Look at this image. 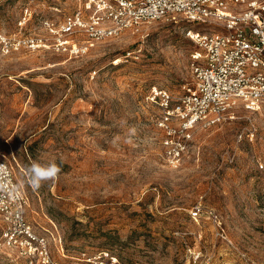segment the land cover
<instances>
[{
  "label": "rangeland",
  "instance_id": "rangeland-1",
  "mask_svg": "<svg viewBox=\"0 0 264 264\" xmlns=\"http://www.w3.org/2000/svg\"><path fill=\"white\" fill-rule=\"evenodd\" d=\"M77 6L0 0V159L13 167L26 218L48 236L52 256L69 262L109 250L123 263L264 264V104L196 129L170 164L150 93H178L190 81V26L150 22L80 56L18 43L47 37L42 21ZM32 162L61 172L34 189ZM197 203L217 218L191 217ZM0 264L26 262L0 245Z\"/></svg>",
  "mask_w": 264,
  "mask_h": 264
},
{
  "label": "built area",
  "instance_id": "built-area-1",
  "mask_svg": "<svg viewBox=\"0 0 264 264\" xmlns=\"http://www.w3.org/2000/svg\"><path fill=\"white\" fill-rule=\"evenodd\" d=\"M158 20L188 24L186 36L196 47L190 53V81L178 93L156 88L150 93L161 107L158 125L164 151L176 166L196 129L235 118L237 107L254 112L264 104V1L78 0L77 8L61 21H42L47 37H26L18 43L80 56L95 43ZM0 165H4L0 172L2 247L26 264H138L123 263L109 250L82 252L69 262L55 259L48 236L26 218V197L13 167L3 159ZM258 167L264 168V163ZM204 212L217 218L201 203L189 210L193 218Z\"/></svg>",
  "mask_w": 264,
  "mask_h": 264
},
{
  "label": "clouds",
  "instance_id": "clouds-1",
  "mask_svg": "<svg viewBox=\"0 0 264 264\" xmlns=\"http://www.w3.org/2000/svg\"><path fill=\"white\" fill-rule=\"evenodd\" d=\"M4 170V165H0V172ZM61 172V167L57 163L40 164L32 162L27 168L29 183L34 189H39L42 182L55 181Z\"/></svg>",
  "mask_w": 264,
  "mask_h": 264
}]
</instances>
